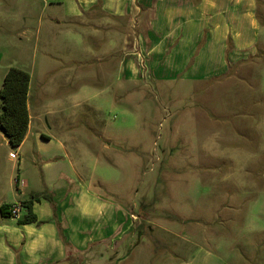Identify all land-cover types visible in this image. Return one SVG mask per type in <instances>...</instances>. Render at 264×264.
Listing matches in <instances>:
<instances>
[{
  "label": "rangeland",
  "instance_id": "obj_1",
  "mask_svg": "<svg viewBox=\"0 0 264 264\" xmlns=\"http://www.w3.org/2000/svg\"><path fill=\"white\" fill-rule=\"evenodd\" d=\"M60 11L41 0H0V49L5 66L27 69L32 92L43 93L36 128L67 144L120 223L136 218L117 250L108 238L91 264H186L201 249L215 260L207 264H264V0L257 54L197 82L158 81L145 43L127 39L123 20L113 51L103 38L84 46L63 30H43L34 47L40 16ZM10 153L0 147V199L10 188L19 195Z\"/></svg>",
  "mask_w": 264,
  "mask_h": 264
},
{
  "label": "crops",
  "instance_id": "obj_2",
  "mask_svg": "<svg viewBox=\"0 0 264 264\" xmlns=\"http://www.w3.org/2000/svg\"><path fill=\"white\" fill-rule=\"evenodd\" d=\"M261 1L41 0L45 10L59 7L61 11L59 15L50 14L47 21L41 15L32 29L31 41L34 38L35 47L43 30L48 37L63 30V37L73 38L79 45L86 46L88 39L103 38L106 43L103 48L113 51L115 27L123 20L127 22V39L145 43L144 54L152 63L150 72H157L158 81L174 78L197 82L226 75L231 67L257 54L262 29L258 18ZM5 57L0 49L3 78L11 67L17 66L16 63L5 66ZM132 65L129 69L135 72ZM199 73L201 77L196 76ZM32 83L31 75L28 97L31 121L23 144L13 148L0 128V147L16 151L10 153L16 164V179L10 185L19 192L16 195L10 188L11 196L1 197L0 209L3 205L27 201L32 193L49 194L52 201L42 199L33 205L41 224L21 225L11 218L9 210L5 215L0 212V264L95 263L100 253L94 250L98 246L107 249L109 245L104 242L110 238L109 250L115 252L113 244L117 247L125 241V236L134 229L135 217L132 215L128 223H120L119 209L112 204L104 205L87 185L92 183L72 159L67 144L36 128L39 111L45 110L46 105L40 90L32 92ZM31 104H35L37 113H32ZM91 225H94L92 233L87 230ZM199 253L202 255L196 256ZM196 255L186 264L215 261L212 256H203V249Z\"/></svg>",
  "mask_w": 264,
  "mask_h": 264
},
{
  "label": "trees",
  "instance_id": "obj_3",
  "mask_svg": "<svg viewBox=\"0 0 264 264\" xmlns=\"http://www.w3.org/2000/svg\"><path fill=\"white\" fill-rule=\"evenodd\" d=\"M31 75L28 71L11 67L4 78L0 89V128L7 141L13 148L20 147L28 133L30 126V113L28 108V97L30 91ZM42 199L51 200V196L45 193H32L30 199L22 202L26 214L21 225L41 224L33 212L35 202ZM10 206L3 205L0 209L5 215Z\"/></svg>",
  "mask_w": 264,
  "mask_h": 264
},
{
  "label": "built area",
  "instance_id": "obj_4",
  "mask_svg": "<svg viewBox=\"0 0 264 264\" xmlns=\"http://www.w3.org/2000/svg\"><path fill=\"white\" fill-rule=\"evenodd\" d=\"M24 207L22 203H14L10 205L9 208V214L11 218L15 220H21L22 219V213H23Z\"/></svg>",
  "mask_w": 264,
  "mask_h": 264
}]
</instances>
